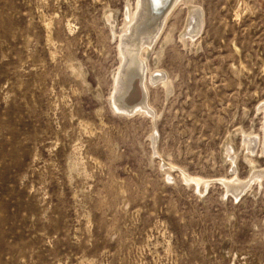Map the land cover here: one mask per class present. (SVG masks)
Returning a JSON list of instances; mask_svg holds the SVG:
<instances>
[{
  "label": "rangeland",
  "instance_id": "obj_1",
  "mask_svg": "<svg viewBox=\"0 0 264 264\" xmlns=\"http://www.w3.org/2000/svg\"><path fill=\"white\" fill-rule=\"evenodd\" d=\"M139 5L0 0V264H264V0H176L150 114L113 102Z\"/></svg>",
  "mask_w": 264,
  "mask_h": 264
},
{
  "label": "bare ground",
  "instance_id": "obj_2",
  "mask_svg": "<svg viewBox=\"0 0 264 264\" xmlns=\"http://www.w3.org/2000/svg\"><path fill=\"white\" fill-rule=\"evenodd\" d=\"M167 1L168 0H140V10L136 13L134 19L131 20V25L129 26L128 31L125 33L122 43L121 57L123 65L119 71L117 88L113 94L114 107L117 110L119 109L126 113L140 111L150 114L151 109L143 99V90H147L143 82L149 81L153 83L156 80H159L165 83V76L162 72L147 71L148 63L145 60V54L149 53L151 46L153 43H155V40L158 38L163 28V25L168 20V17L175 6L176 0H171L164 12L157 8V5L160 6ZM151 5L154 6L153 11L151 10ZM190 10L191 13L189 15V19L187 18L188 21L184 28L183 35H187L188 32V35L193 37L200 31L201 20L199 18L200 15H198L196 11L193 9ZM134 82L137 84L136 88L139 93L135 91L134 94H132L128 105L125 103V98ZM135 94H139L140 97L134 98V96H136ZM136 101L138 102L135 103ZM223 151L225 150L223 149ZM255 172L258 171L255 170Z\"/></svg>",
  "mask_w": 264,
  "mask_h": 264
},
{
  "label": "water",
  "instance_id": "obj_3",
  "mask_svg": "<svg viewBox=\"0 0 264 264\" xmlns=\"http://www.w3.org/2000/svg\"><path fill=\"white\" fill-rule=\"evenodd\" d=\"M166 3H167V2H166ZM166 3H164V4H166ZM167 5H169V4H166V6L164 5L165 7L162 8V12H164L165 9L168 7ZM162 12H161V13H162ZM136 86H137V84H136V82H134V83L132 84V87H131V89H130L128 95H127L126 98H125V103H126V104L129 103L132 94H134L135 91L138 92ZM138 93H139V92H138ZM135 95H136V96H134V98H135V97H136V98H137V97H140L139 94H135ZM139 100H140V98H139ZM139 100H138V101H139ZM138 101H136L135 103H137ZM128 105H129V104H128ZM131 105H133V104H131Z\"/></svg>",
  "mask_w": 264,
  "mask_h": 264
}]
</instances>
